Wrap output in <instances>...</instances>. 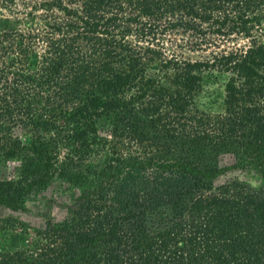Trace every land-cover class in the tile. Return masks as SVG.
<instances>
[{
	"label": "trees",
	"instance_id": "obj_1",
	"mask_svg": "<svg viewBox=\"0 0 264 264\" xmlns=\"http://www.w3.org/2000/svg\"><path fill=\"white\" fill-rule=\"evenodd\" d=\"M35 188L0 264H264V0H0V204Z\"/></svg>",
	"mask_w": 264,
	"mask_h": 264
},
{
	"label": "rangeland",
	"instance_id": "obj_2",
	"mask_svg": "<svg viewBox=\"0 0 264 264\" xmlns=\"http://www.w3.org/2000/svg\"><path fill=\"white\" fill-rule=\"evenodd\" d=\"M224 84V76L215 73L210 74L204 81L198 99L200 102H205L211 97H216L215 99H218L216 100V104H218L219 100L223 97ZM17 162L19 161H9V168H12ZM232 179L247 181L252 185L258 184L252 173L242 170L227 171L214 182L215 184H221ZM69 189V191L74 190V186L69 187ZM44 190L33 189L24 204L25 207L21 209L13 210L0 204V247L14 249L24 244L21 237L26 236V232L22 231H30L29 225L41 221V217L37 211V203L43 199L45 194H48V189ZM20 224L23 225V228H20ZM18 231L20 232L19 234H17Z\"/></svg>",
	"mask_w": 264,
	"mask_h": 264
}]
</instances>
